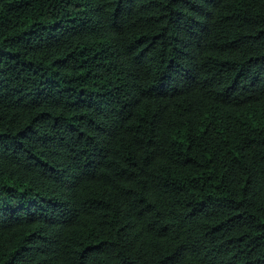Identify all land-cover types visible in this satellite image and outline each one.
<instances>
[{"label": "trees", "instance_id": "trees-1", "mask_svg": "<svg viewBox=\"0 0 264 264\" xmlns=\"http://www.w3.org/2000/svg\"><path fill=\"white\" fill-rule=\"evenodd\" d=\"M0 264H264V0H0Z\"/></svg>", "mask_w": 264, "mask_h": 264}]
</instances>
